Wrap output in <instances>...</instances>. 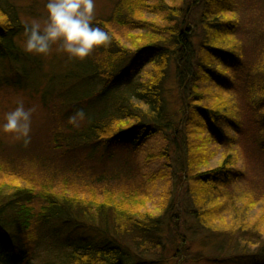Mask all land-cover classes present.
<instances>
[{
	"label": "trees",
	"instance_id": "trees-1",
	"mask_svg": "<svg viewBox=\"0 0 264 264\" xmlns=\"http://www.w3.org/2000/svg\"><path fill=\"white\" fill-rule=\"evenodd\" d=\"M233 1L117 0L110 16L94 18L110 40L50 77L41 95L51 118L44 148L102 160L111 147L158 139L165 170L124 189L112 187L106 171L82 163L70 174L48 170L36 177L0 158V264H144L137 248L147 250L159 230L146 199H154L162 182L170 190L173 157L194 196L196 228L216 240L219 256L207 261L264 264V206L253 213L257 198L241 188L247 143L264 155V34L248 58L237 37L238 17L229 10ZM203 5L198 18L192 10ZM27 26L13 2L0 0V91L19 84L16 78L28 80L29 64L40 65L20 47ZM171 77L178 108L169 100ZM246 108L250 116L254 111V133L244 124ZM52 225L57 236L90 230L95 237H70L36 254L35 232ZM177 241L173 260L181 264L188 239Z\"/></svg>",
	"mask_w": 264,
	"mask_h": 264
},
{
	"label": "rangeland",
	"instance_id": "rangeland-1",
	"mask_svg": "<svg viewBox=\"0 0 264 264\" xmlns=\"http://www.w3.org/2000/svg\"><path fill=\"white\" fill-rule=\"evenodd\" d=\"M20 10L22 21L28 26L37 21L43 25L47 18L45 4L47 0H10ZM117 0H94V18H106L110 16ZM205 3V2H204ZM230 11L236 12L238 17L237 37L245 49L246 56L253 58L256 56L258 45L263 39L264 34V0H235L231 2ZM204 5L193 8L198 18ZM25 37V38H24ZM21 49L24 51V42L26 35L21 36ZM59 45L53 44L50 52L46 55L30 54L32 58L39 61V66L29 64L27 66L29 79L16 78L19 84L8 87L0 91V122L3 121L4 115L14 110L18 103L22 102L26 109H33L31 116L30 142L24 143L23 139H16L13 134L0 132V158H9L10 161L16 163L26 174L42 176L48 170H58L61 174H70L68 171L77 170L80 163L87 168H92L96 172L106 171V177L111 179L109 184L115 188L135 189L143 183L152 174H158L165 170V161L158 158L157 152L163 146L162 140L149 139L144 144L133 148L131 146L111 147L105 151V158L102 160L84 158L81 155L75 157L74 153L66 152L67 150H51L49 152L46 147L47 130L51 126L50 112L42 103L41 95L49 85L53 74L64 71L68 63H72L75 59H69L67 54L58 50ZM25 52V51H24ZM27 53V52H26ZM51 77V78H50ZM169 100L173 108H178L181 104L179 89L175 85L174 79L169 80ZM244 116V124L248 126L251 133V116L254 111L247 113V108L242 111ZM257 136H260L257 134ZM264 138V136H261ZM248 154L243 156L245 167L248 170L247 178L242 183V189L252 191V197L257 198V206L253 209V213L259 212L264 206V155L254 152L253 143H247ZM174 147L171 148V151ZM125 154L126 156H121ZM175 155V153H172ZM50 155L53 158H48ZM84 155V154H83ZM50 159V160H49ZM57 159V160H56ZM221 160V155H217L213 160V166L217 165ZM48 162H51L48 164ZM171 170L172 184L170 190L166 187V183L162 182L146 199L147 207L159 216V230L147 239L148 249L143 251L137 248L144 255L146 262L144 264H175L173 260L174 246L179 238L183 235L188 239V250L185 252L181 264H220L207 261V256H219L214 251L216 240L206 238L205 232L199 231L195 226V217L192 212L196 209L193 202L194 196L187 189L186 181H181L179 166L176 157H173ZM76 177V176H75ZM148 184V182H147ZM166 194V191H168ZM167 200V201H166ZM166 201L168 207L164 210ZM258 201H263L262 203ZM165 204V205H166ZM191 212V213H190ZM52 229H44L35 232L39 235L37 242H34V251L38 255L47 254L49 249L57 246L56 244L68 240L75 242L80 237H95V233L90 230L81 231L73 234H59L57 236V226ZM176 232L180 235L177 237ZM61 241V242H60ZM214 241V242H213ZM256 242V241H255ZM258 242L253 243V247H257ZM156 260V261H155ZM159 260V261H158ZM155 262V263H154ZM224 264H251L250 260L231 259Z\"/></svg>",
	"mask_w": 264,
	"mask_h": 264
},
{
	"label": "clouds",
	"instance_id": "clouds-1",
	"mask_svg": "<svg viewBox=\"0 0 264 264\" xmlns=\"http://www.w3.org/2000/svg\"><path fill=\"white\" fill-rule=\"evenodd\" d=\"M94 0H47V18L43 25L33 21L25 28L24 51L46 55L53 44L69 59L83 60L92 50L104 45L110 36L99 26H93ZM33 109H26L22 102L7 112L0 122V132L13 134L16 139L30 142L31 116ZM82 111L77 116L83 117ZM70 117L69 123H75Z\"/></svg>",
	"mask_w": 264,
	"mask_h": 264
}]
</instances>
